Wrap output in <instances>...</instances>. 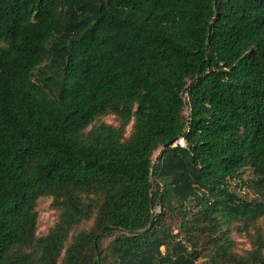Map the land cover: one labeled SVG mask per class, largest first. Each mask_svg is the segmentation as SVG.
Segmentation results:
<instances>
[{
  "label": "trees",
  "instance_id": "16d2710c",
  "mask_svg": "<svg viewBox=\"0 0 264 264\" xmlns=\"http://www.w3.org/2000/svg\"><path fill=\"white\" fill-rule=\"evenodd\" d=\"M96 3L0 0V264H264V0Z\"/></svg>",
  "mask_w": 264,
  "mask_h": 264
},
{
  "label": "rangeland",
  "instance_id": "374dc122",
  "mask_svg": "<svg viewBox=\"0 0 264 264\" xmlns=\"http://www.w3.org/2000/svg\"><path fill=\"white\" fill-rule=\"evenodd\" d=\"M97 3L96 0H65V11H66V18H65V25L66 27L71 28H78L81 26L84 29L94 18L97 14ZM76 31H74L75 33ZM71 34V36L76 37L78 35ZM62 45V44H59ZM59 61L55 59L54 63L49 61V69H46L44 75L38 76L41 81L47 83L48 86H52L53 90H58L61 88V78L57 73L56 69H58ZM57 95V94H55ZM102 122L113 124L115 126L118 125V122L115 120L113 116L104 117L101 119ZM130 128L128 129L127 136L129 135ZM159 153L157 154V156ZM255 179V176L251 170H246L244 173L240 175L239 178L232 180L230 182V188L237 193L238 196L245 200H253L258 198L257 193L250 187L251 182ZM52 200L51 199H44L39 203V228L38 233L40 235L47 234L48 230L55 224L57 220V213L51 207ZM240 222L235 223V225L239 224ZM256 225L259 226L263 230L264 235V216L260 217L257 220ZM85 227H88L86 225ZM246 232L240 231L239 229H235L233 232V237L238 243V247L240 250H248L250 249L249 239L246 238Z\"/></svg>",
  "mask_w": 264,
  "mask_h": 264
},
{
  "label": "built area",
  "instance_id": "2783aa9c",
  "mask_svg": "<svg viewBox=\"0 0 264 264\" xmlns=\"http://www.w3.org/2000/svg\"><path fill=\"white\" fill-rule=\"evenodd\" d=\"M175 146H179V147L185 148L186 147V142H185L184 137H181L177 142H175Z\"/></svg>",
  "mask_w": 264,
  "mask_h": 264
},
{
  "label": "water",
  "instance_id": "95a60500",
  "mask_svg": "<svg viewBox=\"0 0 264 264\" xmlns=\"http://www.w3.org/2000/svg\"><path fill=\"white\" fill-rule=\"evenodd\" d=\"M174 145H175V142H171V143L167 144L163 149H168Z\"/></svg>",
  "mask_w": 264,
  "mask_h": 264
}]
</instances>
